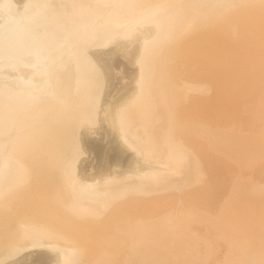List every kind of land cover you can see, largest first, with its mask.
Masks as SVG:
<instances>
[{
	"label": "bare ground",
	"instance_id": "bare-ground-1",
	"mask_svg": "<svg viewBox=\"0 0 264 264\" xmlns=\"http://www.w3.org/2000/svg\"><path fill=\"white\" fill-rule=\"evenodd\" d=\"M263 64L264 0H0V264H264Z\"/></svg>",
	"mask_w": 264,
	"mask_h": 264
},
{
	"label": "rangeland",
	"instance_id": "rangeland-1",
	"mask_svg": "<svg viewBox=\"0 0 264 264\" xmlns=\"http://www.w3.org/2000/svg\"><path fill=\"white\" fill-rule=\"evenodd\" d=\"M148 3H150V1H148ZM235 40L236 41L237 40L243 41L244 39L239 38V36L228 37L226 39L225 46H224V48H222V51H224V54L221 53V58L222 59H225V62L223 64H225V66H232L233 65L234 67H240V69H241V66H245V67H248L250 69V67H252V65L246 59H248L250 62H252L254 60L257 61V60H259L258 58H259V56H260L261 53L260 52L253 53V49L244 50L243 48H244L245 45L243 47H239L238 46L237 48H235V44H233V46L230 47V44L232 42H234ZM252 40H256L254 36H251L250 41H252ZM259 69L261 71H264V64L261 67H259ZM245 97H247V96H245ZM224 101H226L225 102L226 110H225V119H224L225 124H230V123L234 122L235 119L239 120L240 117H241V120L244 121L243 123H247V122H249L251 120H254L253 117H251V118H247L246 117L245 119H243L242 116H244L245 113L241 111V108L246 103L245 110L247 111L248 106L250 104L254 103L255 101H257L256 97H253L252 96V100L250 102H247L248 99L241 100L240 101V104H237L233 100H229L228 98H227V100H224ZM252 101H254V102H252ZM37 102H38V100H36L34 103H37ZM25 116L26 117L27 116L29 117L28 113H26L24 115V118H23V115L22 116L20 115V116H18V119H14V123H16V124H14L15 126H17L20 123L18 125L19 127H17V131H15V132L17 133L18 131H21V130H25L26 131V129L28 128V130H29V131H27L28 133L22 131L23 133H20V135H19V133L18 134H15L16 136L13 134V135H11V137H14L15 136L17 138L18 137L20 138V137H22L21 136V134H22L23 135L22 138H25V137L29 138L26 135L31 134V133L34 132L33 133L34 139L33 140L27 139L28 141L26 140V142H29V152L30 153H32L31 145L32 146L36 145V151L39 152V149L43 148L42 147V139H41L40 136H41V133L43 132V130L45 129L44 123H46V120H48V119H46L47 115H42V117L39 116L40 118L36 117V118H38L37 120H35V118L30 115L32 118H34V121H33L32 118H30V120L32 119L31 121H33V122L32 123L31 122H28L29 121V118L27 117L28 118L27 122L29 124L27 122H25L26 121V117ZM16 120H19V121L21 120V122H16ZM23 125H24V127H23ZM12 128H14V126H11L8 129V133H7V131L6 132H3L5 135H8V137L6 136L7 138L10 137L9 133L11 132L10 129H12ZM35 132H37V133L35 134ZM25 133H27V134H25ZM4 134H3V136H4ZM80 138H82L83 140H85L86 142H88L91 137L90 138L89 137L84 138V137H82L80 135ZM23 142L26 143L25 141H22V143ZM31 142H32V144H31ZM20 147L21 146L19 145V148ZM226 153L228 154L227 151H226ZM33 156L34 155H32V156H29L28 155V157H27V158H29V162H26L27 167H28V173H26L27 177H26V180H25L24 186H23V188H25L26 190L27 189L29 190V183H32L33 180H34V177L33 176H29V164H32L33 162H35L33 160ZM217 158H220V160L222 162L226 163V164L225 165H220V164H218L216 162H210V163L208 162V164L206 166L208 172L211 169L216 168L217 166H218V168H221L223 166H227V165H230L231 164L232 167H235V164L233 163V160L232 159L230 160V158H228L226 156V154L225 155H222V156H219ZM85 160L86 159H81L80 161L77 162V164L78 165H84L85 166L86 165ZM94 162H96V161L93 159L92 163L95 165ZM35 163H37V162H35ZM254 164L255 165L252 166V171L254 172L253 175L255 176L254 178H258L260 175H264L263 174V172H264V160L263 161L255 162ZM37 175H38V177L40 179L42 178L38 173H37ZM194 186H195V184L191 185L189 188H194ZM65 195H66V193L63 192L62 193V197L65 196ZM4 197H6V196H4ZM4 197L0 196V204L3 203V201L5 200ZM62 197L50 199V201L53 202V203H57V202H59V201L62 200ZM25 200H29V192L26 194ZM25 200H23V201H25ZM23 201L17 202L13 206L12 211L13 210H18L21 207V204H22Z\"/></svg>",
	"mask_w": 264,
	"mask_h": 264
}]
</instances>
